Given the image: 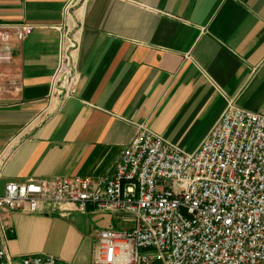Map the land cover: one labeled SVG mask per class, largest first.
<instances>
[{
	"label": "crops",
	"instance_id": "crops-1",
	"mask_svg": "<svg viewBox=\"0 0 264 264\" xmlns=\"http://www.w3.org/2000/svg\"><path fill=\"white\" fill-rule=\"evenodd\" d=\"M21 24L34 28L19 40ZM0 28V195L29 178L107 176L138 125L193 152L230 103L264 115V0H0ZM75 31L76 91L57 105L62 35ZM10 223V254L63 264H92L96 232L128 226L75 211Z\"/></svg>",
	"mask_w": 264,
	"mask_h": 264
},
{
	"label": "built area",
	"instance_id": "built-area-1",
	"mask_svg": "<svg viewBox=\"0 0 264 264\" xmlns=\"http://www.w3.org/2000/svg\"><path fill=\"white\" fill-rule=\"evenodd\" d=\"M33 26L14 27L17 39ZM9 32L0 28L1 45ZM50 96L76 91L74 33L62 35ZM3 92L0 72V99ZM105 213L127 227L96 232L92 264H264V115L230 103L191 153L138 125L104 177L29 178L0 195V264H63L13 256L10 215Z\"/></svg>",
	"mask_w": 264,
	"mask_h": 264
},
{
	"label": "rangeland",
	"instance_id": "rangeland-1",
	"mask_svg": "<svg viewBox=\"0 0 264 264\" xmlns=\"http://www.w3.org/2000/svg\"><path fill=\"white\" fill-rule=\"evenodd\" d=\"M193 148H195V147H193ZM193 148H184L183 150H185L186 152H188V151H192L193 150ZM182 150V151H183ZM111 228H113V229H119V228H121V225L119 224V225H115V226H113V227H111ZM101 230V229H100Z\"/></svg>",
	"mask_w": 264,
	"mask_h": 264
}]
</instances>
